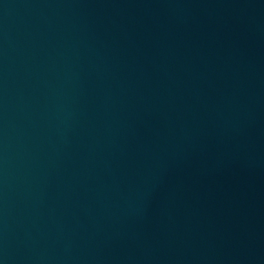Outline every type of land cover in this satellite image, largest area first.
<instances>
[{
  "label": "water",
  "instance_id": "water-1",
  "mask_svg": "<svg viewBox=\"0 0 264 264\" xmlns=\"http://www.w3.org/2000/svg\"><path fill=\"white\" fill-rule=\"evenodd\" d=\"M0 264H264V0H0Z\"/></svg>",
  "mask_w": 264,
  "mask_h": 264
}]
</instances>
